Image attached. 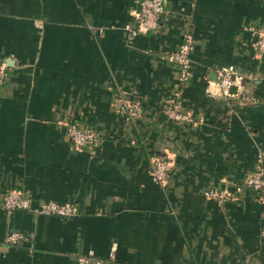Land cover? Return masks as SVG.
Instances as JSON below:
<instances>
[{"label": "crops", "instance_id": "0c3cea01", "mask_svg": "<svg viewBox=\"0 0 264 264\" xmlns=\"http://www.w3.org/2000/svg\"><path fill=\"white\" fill-rule=\"evenodd\" d=\"M139 0H0V200L10 188L75 205L59 216L0 205V264H75L88 249L108 264H264V203L241 186L264 169V52L251 27L264 24V0H166L160 25L128 39ZM192 35L186 79L162 58ZM243 77L222 94L217 67ZM123 92L143 111L128 119ZM244 97V98H242ZM180 100L191 120L166 110ZM76 120L103 137L76 148ZM166 155L164 185L151 159ZM208 187L226 188L224 201ZM25 239L12 245L7 233Z\"/></svg>", "mask_w": 264, "mask_h": 264}, {"label": "built area", "instance_id": "2783aa9c", "mask_svg": "<svg viewBox=\"0 0 264 264\" xmlns=\"http://www.w3.org/2000/svg\"><path fill=\"white\" fill-rule=\"evenodd\" d=\"M166 0H139V5L133 14V20L124 25L128 39L141 32L154 30L159 27L162 14L165 12ZM255 38L254 46L258 52H264V24L251 27ZM192 35L186 34L178 43L177 47L171 52H164L162 58L178 65L180 77L186 79L189 74L191 64V45ZM217 84L220 86L221 92L226 97L239 94L243 89V77L237 72L232 64H224L217 67ZM8 72L5 64L0 63V85L7 79ZM236 86V91L230 90L231 86ZM244 98V97H242ZM115 106L121 111L126 118L132 119L138 117L142 111V101L140 98L131 97L130 95L118 92L115 97ZM181 102L177 100L172 105H168L166 110L170 116L175 119L191 120L189 114L181 111ZM66 135L72 146L76 148H88L94 150L95 146L102 141V136L93 127L80 125L76 120L70 121L66 125ZM150 170L154 180L164 185L172 170L171 160L164 154H156L151 159ZM241 186L251 187L258 191L259 202L264 203V169L261 165L256 166L247 176L244 177ZM203 194L207 197L216 198L218 201H224L230 197L226 188L208 187L203 190ZM0 203L7 213H11L15 209H31L36 213L49 215L67 216L77 212L75 205L69 202H58L55 200H42L37 204L31 203L28 193L18 188L8 189L1 197ZM25 239V233L12 229L5 238L9 244L15 245ZM114 245L110 247L108 257L104 258L97 255L93 249H88L84 253H80L75 258V264H108L114 256Z\"/></svg>", "mask_w": 264, "mask_h": 264}, {"label": "trees", "instance_id": "16d2710c", "mask_svg": "<svg viewBox=\"0 0 264 264\" xmlns=\"http://www.w3.org/2000/svg\"><path fill=\"white\" fill-rule=\"evenodd\" d=\"M244 82V81H243ZM253 94L256 98H261L264 95V79L258 81L257 83H255V88L253 91ZM80 125L82 126H86V127H90L88 125H85L83 123L78 122ZM1 205V203H0ZM2 206V205H1Z\"/></svg>", "mask_w": 264, "mask_h": 264}, {"label": "water", "instance_id": "95a60500", "mask_svg": "<svg viewBox=\"0 0 264 264\" xmlns=\"http://www.w3.org/2000/svg\"><path fill=\"white\" fill-rule=\"evenodd\" d=\"M230 90H231L232 92H235V91H236V86H235V85L231 86Z\"/></svg>", "mask_w": 264, "mask_h": 264}]
</instances>
